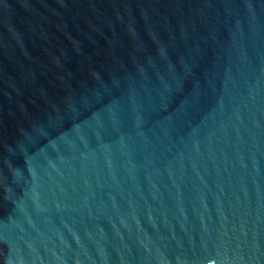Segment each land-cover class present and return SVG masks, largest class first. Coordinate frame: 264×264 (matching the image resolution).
<instances>
[{"label":"water","instance_id":"obj_1","mask_svg":"<svg viewBox=\"0 0 264 264\" xmlns=\"http://www.w3.org/2000/svg\"><path fill=\"white\" fill-rule=\"evenodd\" d=\"M0 264H264V0H0Z\"/></svg>","mask_w":264,"mask_h":264}]
</instances>
